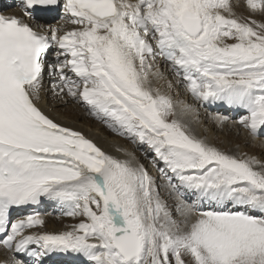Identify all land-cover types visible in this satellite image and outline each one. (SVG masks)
Returning <instances> with one entry per match:
<instances>
[{
	"label": "snow or ice",
	"instance_id": "obj_1",
	"mask_svg": "<svg viewBox=\"0 0 264 264\" xmlns=\"http://www.w3.org/2000/svg\"><path fill=\"white\" fill-rule=\"evenodd\" d=\"M18 7L0 11V264H47L53 254L79 264H264V159L197 135L198 109L171 95L180 86L198 104L238 110L213 119L250 142L264 137V22L237 16L231 0ZM55 7L71 30L37 21ZM246 7L264 16V0ZM46 76L54 95L142 148L157 175L134 152L112 155L50 118L40 106ZM43 201L78 222L51 233L39 211L14 216Z\"/></svg>",
	"mask_w": 264,
	"mask_h": 264
},
{
	"label": "bare ground",
	"instance_id": "obj_2",
	"mask_svg": "<svg viewBox=\"0 0 264 264\" xmlns=\"http://www.w3.org/2000/svg\"><path fill=\"white\" fill-rule=\"evenodd\" d=\"M241 1L238 6L234 5L233 10L235 11V13L237 15L246 14L247 18L250 17L252 19H256L255 16L257 15H253L247 9L246 0L244 1L245 3ZM18 4H19V0H0V11L8 15H20L21 9L18 7ZM58 9H59L58 12L55 15L51 16L50 18L38 17L37 21L40 24L45 25V26H48V25L56 26L59 24H64V27L67 30H71L74 26L70 23H64L61 20L62 8L59 7ZM262 17H263L262 19L264 20V16ZM37 21H30V23H36ZM47 59L48 61H53L54 55L50 53ZM51 82L52 81L46 76L45 77V89H51L50 87ZM160 87L162 88V90L167 91V88L163 84V82H161ZM179 89L183 92V96H184L183 100L187 101L190 104L194 103V106L198 109L199 123H196L195 121H193V124H192V126L196 124V126L195 127L193 126V128L195 132L197 133V135L201 137H206L210 143H212V141H215V144H217V141L221 140L222 138L225 140L230 139L229 137L226 136L225 132H228L230 129L229 127H232L235 131H238L240 135H242L241 138H244V141H247V142L250 141L247 134L239 127L233 126L232 124H228V125H225L223 129H221L216 124L215 120L213 119V117H215L216 115H227L231 119L235 120L241 115L240 111L231 110V109H228L226 107H223L217 104H198L180 86H176L175 91L171 93L173 98H177V99L179 98L180 96ZM50 93L51 95H46L44 92L43 102L40 105L41 108L46 112V114L50 116V118L54 119L56 122L60 123L62 126L69 127L75 131L83 133L87 138L93 140L104 151L112 155L120 156L121 153L118 151L120 147H123L125 149H128L134 152L135 155L140 159L142 163H144V160L142 159L143 157L146 161L144 164L149 167V171L154 176L157 175L156 169L152 167L150 162L147 160V158L145 157L146 156L145 151L142 148L136 145L131 146L128 140L113 134L100 121H96L95 118L94 120H91L92 116H87L88 117L87 118L80 111L62 109V106L66 105L69 100L73 101L71 97L62 96V95H54L53 91H51ZM82 110L84 111L83 108ZM205 122L208 123L207 128L206 126L203 127V124ZM215 129L219 131V135H217L216 137H213L214 135L213 130ZM201 133H203V136L201 135ZM221 134H224L223 137L221 136ZM126 143H128V145H130L135 150H137L138 153L133 151L131 147L126 146ZM259 148H261V150L264 152V137H261L260 140H257L254 142L252 150L255 151ZM224 149L225 151H229L233 153L243 151L242 148L233 149L229 147H226V148L224 147ZM140 150H143L144 153H141ZM32 211H39L41 214H43L44 219H45V226L42 229V231H47L51 233H59V232L69 230L68 228L69 225L78 222L77 220H73L72 218H69V217H63V218L60 217V215H62L63 210L55 203L49 202V201H43L41 205H38V206H29L26 208L19 209L14 213V216L24 217L28 215L29 213H31ZM21 258L25 260L29 259L27 257H21ZM5 259H7V255L3 253L2 251H0V261L5 260ZM47 264H79V262L76 261L75 259L66 257L63 254H53L52 257L48 259Z\"/></svg>",
	"mask_w": 264,
	"mask_h": 264
},
{
	"label": "rangeland",
	"instance_id": "obj_3",
	"mask_svg": "<svg viewBox=\"0 0 264 264\" xmlns=\"http://www.w3.org/2000/svg\"><path fill=\"white\" fill-rule=\"evenodd\" d=\"M240 1L241 0H231V3H232V5H233V8H234V5H236V6H238L239 5V3H240ZM245 0H242L241 2H244ZM245 3V2H244ZM241 6V5H240ZM242 7V6H241ZM244 15V16H243ZM243 15H237V16H241V17H245V18H247V16H246V14H243ZM256 17V20L258 21V20H260V22H264V20L262 19L263 17L261 16V15H259V14H257V16H255ZM47 91V92H46ZM52 90L51 89H45V94L46 95H51V92ZM50 93V94H49ZM179 94H180V96H179V98L177 99V98H174L175 100H181V99H184V96H183V92L179 89ZM172 95V94H171ZM54 104V103H53ZM193 105H194V103H192ZM82 108L84 109V111L82 110ZM62 109H64V110H76V111H80L81 113H83L84 114V116H90L89 114H88V110H87V108L82 104V103H77V102H75V101H68V103L66 104V105H64V106H62ZM86 113V114H85ZM88 118V117H87ZM91 120H94V118L93 117H91ZM90 120V121H91ZM96 121H98V120H96ZM96 124V123H95ZM98 125V124H97ZM194 127L196 126V124L195 125H193ZM204 126H206V128H207V126H208V123H204L203 124V127ZM230 129H229V131L228 132H225L226 133V136L227 137H229L230 139H228V140H225V139H221V140H218L217 141V144H215V141H212V144H215L216 146H218V147H220V148H222L223 150H225L224 149V147L226 148V147H229V148H233V149H236V148H242V152H247V153H249V154H252V155H256V156H258V157H260V158H262V159H264V152L261 150V148H259V149H257V150H252V148H253V145H254V142H247V141H244V138H241L242 137V135H240V133L238 132V131H235L232 127H229ZM236 132V133H235ZM213 133H214V135H213V137H216L217 135H219V131L217 130V129H215V130H213ZM224 133V132H223ZM201 135L203 136V133H201ZM223 135L224 134H221V136L223 137ZM220 143V144H219ZM129 144L131 145V146H134L130 141H129ZM130 145H128V143H126V146H128V147H131ZM132 149H133V151H135V152H137V150H135L133 147H131ZM140 152L141 153H144L143 152V150H140ZM138 153V152H137ZM146 158H147V160L149 161V159H148V157L147 156H145ZM142 159L144 160V163L146 162L145 161V159L142 157ZM150 162V161H149ZM57 214V213H56ZM55 214V215H56ZM58 215H60V214H58ZM60 217H66V216H64V215H60Z\"/></svg>",
	"mask_w": 264,
	"mask_h": 264
}]
</instances>
